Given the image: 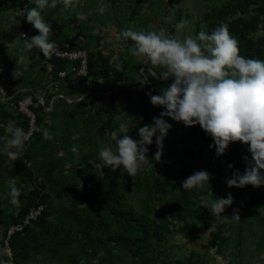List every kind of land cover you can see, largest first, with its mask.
<instances>
[{
    "label": "rangeland",
    "instance_id": "rangeland-1",
    "mask_svg": "<svg viewBox=\"0 0 264 264\" xmlns=\"http://www.w3.org/2000/svg\"><path fill=\"white\" fill-rule=\"evenodd\" d=\"M228 1L70 0L76 4L75 8H70L58 0L56 7L45 8L42 11L45 21L52 17L63 31L64 40L83 46L89 58L93 54L98 60L105 61L108 72L88 83L92 91L81 106L59 100L51 107L50 114L40 113V128L47 129L53 138L45 140L41 134L34 139L33 135L26 142L22 156L30 174L28 177H14L10 161L0 153V221L18 208V203H13L9 194L10 180L15 181L19 194L23 197L33 190L46 195V202L42 203L44 210L49 209V221L59 224H62L64 212L70 210L75 215H90L93 205L110 201L112 195L119 196L123 204L138 213L156 218L163 214L171 219L170 207L178 203L181 193L174 187L169 188L167 194L157 195L153 181L168 177L172 183H182L185 179L181 170L188 164L196 171L207 170L213 175L210 143L199 125L185 126L182 122L165 117L171 128L163 140L159 161L153 159L157 151L154 136L153 143L147 146L146 154L151 164L142 166L135 176H128L120 168L112 171L110 166L104 164L99 158V149L114 146L108 132L118 129L122 121H127L131 127L128 135L139 139V127L150 124L153 120L146 119L144 111L148 113L152 108H159L150 105L145 93L152 94V90L157 88L160 94V90L170 83V80H163L159 76L164 68L131 55L127 44L118 42L115 35L126 28L138 31L164 29L170 36L181 40L186 35L195 37L202 29L210 33L214 29L212 25L217 14L223 11ZM99 3L107 5L103 14L98 12ZM35 6V0H0V88L6 93V96L0 94V136H9L7 129L19 126L20 115L14 103L7 99L11 92L18 88H31L36 96H42L45 100L51 97L53 78L48 71H42L43 64L32 59L31 50L15 43V39H19L15 34L17 28L28 23L24 17L26 11ZM185 20L187 24L178 28L177 25ZM260 34L258 32L254 37ZM145 77L147 82L141 84L138 80L143 81ZM73 86L64 85L62 91L67 95ZM107 93L111 94V98ZM74 99L69 97L70 101ZM142 99L146 101L140 103ZM136 104H141L140 108L146 110L142 113L137 111L133 106ZM236 143L234 148L239 154L249 152L247 144L240 141ZM2 146L3 141H0V147ZM74 146L76 151H72ZM228 150L224 154H229ZM182 151L187 152L185 162L178 157ZM237 166L240 164L235 166L232 163V175L237 170L240 173ZM198 190L202 196L211 198L215 194V183L211 179L209 185ZM252 191L260 194L264 191V186L253 187ZM260 213L264 216L263 209ZM248 221L241 227L240 234L236 230L230 231L222 221H214L210 228L198 224L194 233L185 235L183 224L173 220L171 235L167 236L165 248L179 264H187L192 255L199 257L197 261L193 258L195 264H264V230L251 217ZM117 227L109 220V229ZM217 231L220 236L227 237L220 251L211 243L212 234ZM133 233L138 234V230ZM72 242V246L68 248L71 256L79 254L82 259L81 248L86 251L85 255L91 254L92 247L83 243L79 236ZM3 243L0 227V257L9 256V250ZM112 247L119 264L137 262L135 257L126 250L119 249L115 243ZM91 259L89 263L79 262L97 264V259ZM49 264L74 263L72 259L69 262L62 260V255H59Z\"/></svg>",
    "mask_w": 264,
    "mask_h": 264
},
{
    "label": "clouds",
    "instance_id": "clouds-1",
    "mask_svg": "<svg viewBox=\"0 0 264 264\" xmlns=\"http://www.w3.org/2000/svg\"><path fill=\"white\" fill-rule=\"evenodd\" d=\"M57 2L35 0L36 6L28 9L24 17L39 34L31 38L22 34L20 37L23 39H15V43L22 44L27 50L38 48L44 56H49L57 45L49 39L52 26L45 21L42 11L47 7H56ZM61 2L66 7H76L70 0ZM106 9V4L99 3L100 14ZM186 24V20L181 21L177 27ZM115 39L127 44L131 55L164 68L159 76L170 80V83L160 90L159 95L145 93L150 103L161 106L163 111L150 124L139 127V139L128 135L131 127L127 121H122L118 129L108 132L114 146L101 147L98 151L106 166H110L112 171L120 168L128 176H135L142 166L151 164L146 154L154 136L157 151L153 159L159 161L163 140L171 128L165 119L168 117L185 126L199 125L211 137L213 143L209 147L215 149L216 156L224 154L230 142L247 144L251 161L243 174L234 172L226 184L239 188L264 186V60L241 56L238 41L227 24L218 25L210 33L202 29L195 37L186 35L182 40L170 36L164 29L138 31L132 28L118 31ZM129 41L130 44L127 43ZM138 81L144 84L147 77ZM0 94L6 96L3 88H0ZM7 132L9 136H0V141H3L0 153L12 162L21 157L33 132H41L45 140L53 138L47 129H40L35 124L30 131L13 126ZM76 150L74 146L72 151ZM244 159L247 160V157ZM211 178L207 170L196 171L182 181V188L204 189ZM8 183L12 202L16 203L19 190L14 180ZM233 202L231 194H227L226 197L201 200L199 203L216 216L224 213ZM231 218L240 220L235 212ZM0 264L6 262L0 260Z\"/></svg>",
    "mask_w": 264,
    "mask_h": 264
},
{
    "label": "trees",
    "instance_id": "trees-1",
    "mask_svg": "<svg viewBox=\"0 0 264 264\" xmlns=\"http://www.w3.org/2000/svg\"><path fill=\"white\" fill-rule=\"evenodd\" d=\"M46 22L52 26L49 39L55 41L57 47H62L65 43H69L72 47L80 46V44L63 39V31L56 25L52 17H48ZM220 24L228 25L230 33L238 41L241 56L264 60V0H229L223 11L217 14L212 26L215 29ZM258 32L261 34L255 38L254 35ZM128 43H131V41ZM81 47L84 49L83 46ZM31 53L32 59H37L43 64L42 71L46 70L45 67L48 63L52 65V72H49V74L53 79H55L56 72L65 67L63 62L55 60L50 55L44 56L40 50L32 49ZM105 72H108L107 63L98 60L95 55L91 54L90 58L88 56L87 76L68 77L65 81L64 85L67 87L74 85L69 94H65L66 97H78L86 91H92L88 83H91L92 79H99ZM121 88V90H124L123 87ZM126 94L129 95V92ZM106 95L111 98L110 93ZM152 95H159V90L154 88ZM86 97L74 106L84 104ZM147 100L150 102L149 99ZM144 101L146 100L142 99L140 103ZM150 105L152 104L150 103ZM133 106L141 113L146 110L140 108L141 104ZM161 109L162 107L159 106V108H152L148 113L144 111L146 119L157 117L161 113ZM35 112V126L40 128L42 107H38ZM18 119L19 127L26 131L28 128L27 119L21 115ZM41 134V132H34V139H37ZM206 139L210 144L213 143L208 134H206ZM235 144L237 143H229L226 151L230 150H228L229 154L227 155L216 156L214 148L209 150L212 157L211 171H214L211 179L215 183V194L211 198L206 197V195L202 196L196 188L184 190L180 181L172 183L168 177L153 181L154 191L157 195L167 194L168 189L174 187L181 193L178 203L170 207L169 215L171 219L163 214L156 218L138 213L132 207L123 204L117 195H112L110 201L102 203L104 205H93L90 208L89 216L75 215L70 210L64 212L62 214V224L49 221L51 215L48 212L49 209H45L39 220L33 223L32 226L26 227L20 232H15L9 237L7 240L9 256H1L0 260H4L6 264H49L52 259L62 255V260L66 259L69 262V259H72L74 264L81 263L79 261L89 263L90 258H92L91 260L97 259V264H119L118 258L115 257V250L112 247V244L115 243L119 249L126 250L137 259L135 264H179L165 248L167 236L171 235L170 226L173 220L183 224L185 235L194 233L198 224L210 228L214 221H222L230 231L234 232L236 230L240 234L241 227L245 225V221H248L250 217L264 230V216L260 213V210H264V191L255 194L252 191V185H246L242 188L233 186L230 189L226 186V180L232 176V167L229 168V165H232V163H235V166L240 164L236 169H239L240 174H243L247 164L251 161L250 152L239 154L234 148ZM186 155L187 152L182 151L178 154V157L182 162H185ZM244 157H247V160ZM10 163L13 167L11 173L14 177L24 179L30 175L22 155L18 160L10 161ZM181 171L183 179H186L196 172V169L188 164ZM227 194H231L234 202L224 210V213L216 216H213L208 209L201 207L199 203L201 200L226 197ZM46 198V195H42L39 190H33L27 193L25 197L19 194L16 212L5 215L0 221L4 240L3 245H5L7 230L11 226L20 223L30 208L45 203ZM234 212L240 216V220L237 221L231 218ZM195 219L197 222H195ZM109 220L118 227L109 229ZM135 230H138L136 235L133 233ZM123 233H126V235ZM77 236L83 243H88L92 247L90 255H85L86 251L83 248L80 249L82 259L78 256L79 254L71 256V252L68 250L72 246V240ZM226 241L227 237L220 236L219 231L212 234L211 243L217 247L218 251ZM66 252L69 254H66ZM193 258H196V261L199 259L198 256L192 255L188 258L187 264H195Z\"/></svg>",
    "mask_w": 264,
    "mask_h": 264
},
{
    "label": "built area",
    "instance_id": "built-area-1",
    "mask_svg": "<svg viewBox=\"0 0 264 264\" xmlns=\"http://www.w3.org/2000/svg\"><path fill=\"white\" fill-rule=\"evenodd\" d=\"M15 34L17 38L22 40L23 37H20L22 34L27 38H31L32 36L38 35V30L34 29L30 23H27L24 26H19ZM34 49L39 50L38 48ZM50 56L57 61L63 62L65 67L56 72L55 79L51 82V97L48 100H45L42 96H36L31 88L15 89L7 98L14 103L18 113L27 119L28 128L26 131H30L33 124H36L35 110L38 107H42L45 114H50L51 107L56 101L64 100L74 105L91 93V91H86L84 94L74 97L75 99L70 101L62 91L63 84L68 77L79 78L87 76L88 54L81 45L78 47H72L69 43H65L62 47H56ZM46 70L52 72V65L48 63L46 65ZM21 94H23V96H21ZM33 134L34 132L31 134L30 139ZM43 212V204H37L30 208L20 223L11 226L7 230V237L5 240L6 247L8 248L7 240L13 233L20 232L24 230V228L32 226L33 223L39 220Z\"/></svg>",
    "mask_w": 264,
    "mask_h": 264
}]
</instances>
